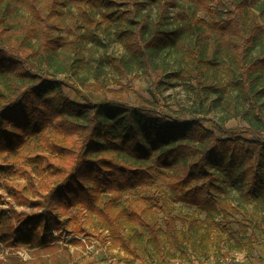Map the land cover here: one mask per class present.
Segmentation results:
<instances>
[{
	"label": "trees",
	"instance_id": "trees-1",
	"mask_svg": "<svg viewBox=\"0 0 264 264\" xmlns=\"http://www.w3.org/2000/svg\"><path fill=\"white\" fill-rule=\"evenodd\" d=\"M84 1L95 5L104 20L121 26L116 36L130 56L107 55L108 63L122 69L134 59L154 77L152 94L158 98L159 84L165 83L160 73L171 64L169 80L193 81L199 91L215 92L220 101L231 97L247 102L243 117L249 126L215 123L226 135L221 137L213 132L209 119L204 125L200 117L168 119L162 112L118 101L107 106L92 101L69 76L57 80L73 89L75 97L66 98L44 82L48 72L32 70L28 54L0 42V178L4 177L8 195L16 198L24 196L9 184L11 175L26 178L30 187L37 175L47 189L40 193L45 199L38 202L44 212L29 216L28 221L14 225L15 217L0 213L4 225L0 240L17 237L30 247L46 246L54 239L51 229L58 222L50 198H61L64 208L81 203L93 210L100 192L120 196L123 190L158 177L174 202L205 211V221L223 212L215 198L233 197L254 201L264 224V172L256 170L264 163L260 131L264 114L257 102V95L264 93V29L248 1L215 0L213 5L211 0H121L124 9H116L115 0ZM143 1L155 10L152 18L139 15ZM18 3L39 22L57 13L53 5L41 10L36 0ZM198 11L210 18L202 19ZM51 45L43 36L40 48L46 51ZM159 50L170 58L159 63L155 55ZM230 87L238 92L233 94ZM99 140L114 146L118 140L122 152L117 158L107 153L89 155ZM11 155L17 167L9 160ZM70 196L74 202H69Z\"/></svg>",
	"mask_w": 264,
	"mask_h": 264
},
{
	"label": "rangeland",
	"instance_id": "rangeland-1",
	"mask_svg": "<svg viewBox=\"0 0 264 264\" xmlns=\"http://www.w3.org/2000/svg\"><path fill=\"white\" fill-rule=\"evenodd\" d=\"M115 1L116 9L125 8L121 0ZM247 1L264 29V0ZM36 2L41 10L53 5L57 13L39 22L19 5L18 0L0 1V6H4L0 8V42L18 49L23 55L28 54L32 70L48 72L44 82L50 83L58 95L75 97L71 87L57 82L59 78L69 76L92 101L107 102V106L118 101L162 112L168 119L200 117L204 119V125L213 121L211 129L221 137L226 135L220 133L215 123L225 127L249 126L243 117L248 109L247 102H237L231 97L220 101L215 92L211 95L199 91L193 81L169 80L171 64L160 73L165 83L159 84L158 98L152 94L154 77L134 59L122 69L108 63L107 55L125 59L131 52L116 36L121 26L104 20L95 5L84 0ZM145 2L138 13L152 18L155 10ZM211 2L216 5L215 0ZM197 15L205 20L210 18L204 11H198ZM43 36L52 43L46 51L40 48ZM155 55L159 63L170 58L165 50H159ZM229 89L233 94L238 92L236 88ZM257 97L264 114V93ZM81 102L87 104L84 100ZM233 107L235 111H232ZM80 120L84 121L83 117L80 116ZM260 131L264 136L263 127ZM116 144L118 146L99 140L96 149L88 154L107 153L117 158L122 150L118 140ZM15 158L11 155L9 160L17 167ZM256 170L263 174L264 163ZM57 181L49 185L53 186ZM3 182L4 177H1L0 213L15 217L12 224L28 221L29 216L44 212V206L38 202L45 199L40 193H46L47 189L42 186L39 176L35 175L32 187L24 177L9 176V184L24 198L8 195ZM255 192L259 195L258 189ZM248 199L250 201L252 197ZM69 200L75 201L72 196ZM215 202L220 204L223 212L205 221V211L174 202L170 190L159 177L147 180L144 186L123 190L120 196L100 192L93 210L81 203L64 208L61 198L55 196L50 198L51 211L58 219L56 228L51 229L54 239L39 247L19 243L17 237L10 242L0 240V264H264L263 215L262 211H255V202L233 197L215 198ZM137 216L142 218V223ZM3 232L4 225H0V235Z\"/></svg>",
	"mask_w": 264,
	"mask_h": 264
}]
</instances>
